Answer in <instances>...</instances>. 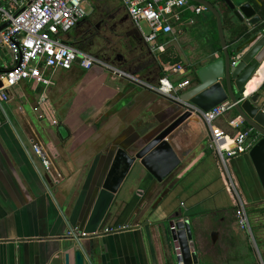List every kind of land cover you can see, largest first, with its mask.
Here are the masks:
<instances>
[{
  "label": "crops",
  "instance_id": "obj_1",
  "mask_svg": "<svg viewBox=\"0 0 264 264\" xmlns=\"http://www.w3.org/2000/svg\"><path fill=\"white\" fill-rule=\"evenodd\" d=\"M84 8L86 16L66 40L75 44L95 25L108 32L112 27L132 56L114 62L151 83L161 78V67L162 77L189 78L192 83L198 67L224 54L217 18L209 10L199 15L189 10L180 33L160 40L158 44L165 43L162 48H153L121 0H85ZM220 11L232 48L241 23L226 7L220 6ZM188 17L195 23L189 24ZM143 53L146 68L138 69L133 57ZM161 54L166 59L179 57L187 72H166L173 65ZM11 66L10 50L0 47V73ZM49 75L53 83L45 106L35 109L41 87L22 81L0 109V264H75L74 247L82 250L86 264H176L171 256L174 247L156 221L178 216L192 221L203 264H264V190L249 151L222 165L209 125L203 140L194 144L198 137L193 136L185 141L187 148L192 145L189 153L164 182L140 162L133 166L100 229L119 228L118 232L82 240L67 237L72 226L86 224L117 148L130 147L146 129L165 119L173 100L100 66L74 65ZM250 83L246 93L264 98V90L259 91L264 70H258ZM240 118L233 107L214 122L230 136L227 143L221 141L224 145L237 132L231 122ZM60 127L66 128V136H61ZM34 144L49 154L50 170ZM230 180L236 193L227 188ZM240 202L255 232L239 227Z\"/></svg>",
  "mask_w": 264,
  "mask_h": 264
},
{
  "label": "built area",
  "instance_id": "obj_2",
  "mask_svg": "<svg viewBox=\"0 0 264 264\" xmlns=\"http://www.w3.org/2000/svg\"><path fill=\"white\" fill-rule=\"evenodd\" d=\"M121 1L131 19L143 32L145 41L153 48H162L165 43L158 44L160 40L174 35L176 31L180 33V25L189 10L196 15L207 10L204 5L192 3L191 0ZM84 2L85 0H0V26L8 23L0 29V47L8 48L12 56V66L0 73V109L4 110L10 102V90L22 81H30L41 87L42 93L35 107L39 109L48 102L47 91L53 83L50 71L70 70L74 65L83 69L100 66L111 75L123 77L154 93L185 103L187 110L209 125L222 165L227 166L230 158L246 153L252 148L254 140L251 136L254 131L251 127L244 128L242 118L231 122L237 132L231 137L232 141H228V146L221 141L226 142L230 136L214 126L218 118L234 107L232 101L227 100L210 110H203L181 99V93L191 84L189 78L181 79L175 84L176 80L165 76L156 83H151L110 59L68 42L65 36L86 16ZM186 21L194 24L195 18L188 17ZM143 22L149 27L147 33L142 30ZM165 71L185 74L187 69L179 63L167 67ZM33 149L42 158L46 169L50 170L52 161L45 149L40 144H34ZM227 188L231 193H236L231 180L228 181ZM237 223L242 230L252 233L250 217L243 202L238 204ZM118 231L119 228L105 227L90 234L79 226H72L66 234L73 240H82L101 233ZM176 264L184 263L179 261Z\"/></svg>",
  "mask_w": 264,
  "mask_h": 264
},
{
  "label": "water",
  "instance_id": "obj_3",
  "mask_svg": "<svg viewBox=\"0 0 264 264\" xmlns=\"http://www.w3.org/2000/svg\"><path fill=\"white\" fill-rule=\"evenodd\" d=\"M192 1L204 5L216 16L224 54L195 70L194 80L181 93V99L206 111L227 100L234 103L239 116L254 131L251 136L254 144L249 156L264 190V98L261 94L246 93L249 81L264 62V1L224 0L232 16L245 28L233 42L232 50L224 36L220 9L211 0ZM7 25L0 26V29ZM124 47L126 52H130L131 49L127 51L128 46ZM170 107L166 118L146 129L130 147L117 148L90 216L82 228L86 232L93 234L101 229L116 194L137 162L158 182H164L176 172L189 153L192 145L187 148L185 141L197 136L199 139L194 143L197 144L206 137V123L187 110L185 103L173 100ZM59 133L66 136V128L60 127ZM156 222L174 247L172 258L184 264H203L189 218L161 217ZM71 252L75 264H86L82 250L74 247ZM68 256L65 255V258Z\"/></svg>",
  "mask_w": 264,
  "mask_h": 264
},
{
  "label": "rangeland",
  "instance_id": "obj_4",
  "mask_svg": "<svg viewBox=\"0 0 264 264\" xmlns=\"http://www.w3.org/2000/svg\"><path fill=\"white\" fill-rule=\"evenodd\" d=\"M85 3V2H84ZM142 27L144 29V31L147 33L149 32V27L147 26V24L145 22L142 23ZM105 35H100L96 37V45H94L90 50H88L89 52L95 54V55H99L101 57H105L107 59H110L112 61H116L117 58H123L124 59H131V53L130 52H126L125 48H123L122 43H120V41H117V34L112 32H104ZM121 53L122 56H118V54ZM175 84H177V80L175 81ZM252 225V230L254 231L253 228V223H251ZM245 231V230H242ZM252 235V234H251ZM250 235V236H251ZM258 242V241H257ZM254 243V242H253ZM258 245H260V243H258Z\"/></svg>",
  "mask_w": 264,
  "mask_h": 264
},
{
  "label": "trees",
  "instance_id": "obj_5",
  "mask_svg": "<svg viewBox=\"0 0 264 264\" xmlns=\"http://www.w3.org/2000/svg\"><path fill=\"white\" fill-rule=\"evenodd\" d=\"M212 1V3H214V5L218 8V9H220V6H224V7H226V9H227V11H229L230 12V10H229V8H228V6L226 5V3L224 2V0H211ZM238 29H239V32H238V36L236 37V39L245 31L244 29V24H241V25H239L238 26ZM236 39H234V41L236 40ZM233 41V42H234ZM230 46V45H229ZM132 48V47H131ZM230 50H232V48L230 47L229 48ZM165 52V51H164ZM145 55H144V53L143 54H139V55H135L134 57H133V61H134V66L136 67V68H138V69H144V68H146L145 67V65H146V60H145V57H144ZM161 57H162V59L163 60H165V63H170L171 65H174V64H179V63H181L180 62V58L179 57H176V56H174V57H172L171 59H166V56H165V54H161ZM163 68L161 67V72H160V76H161V78H162V76H163ZM193 74L195 75V72H193ZM261 90H264V83L262 84V86L260 87V89H259V91H261Z\"/></svg>",
  "mask_w": 264,
  "mask_h": 264
},
{
  "label": "flooded vegetation",
  "instance_id": "obj_6",
  "mask_svg": "<svg viewBox=\"0 0 264 264\" xmlns=\"http://www.w3.org/2000/svg\"><path fill=\"white\" fill-rule=\"evenodd\" d=\"M112 31V27L110 29ZM110 31V32H111ZM104 32H107V30L101 29L99 25H95L92 29L88 30L86 33V36L79 37L74 40V43L80 47L86 48V49H91L94 45H96V37L100 35H105ZM126 46V45H121ZM130 47L128 46L127 51H129Z\"/></svg>",
  "mask_w": 264,
  "mask_h": 264
},
{
  "label": "bare ground",
  "instance_id": "obj_7",
  "mask_svg": "<svg viewBox=\"0 0 264 264\" xmlns=\"http://www.w3.org/2000/svg\"><path fill=\"white\" fill-rule=\"evenodd\" d=\"M264 70V62L262 63V65H261V67L259 68V70ZM251 86H253L251 83H250V81H249V83H248V85H247V92H249L250 90H251Z\"/></svg>",
  "mask_w": 264,
  "mask_h": 264
}]
</instances>
